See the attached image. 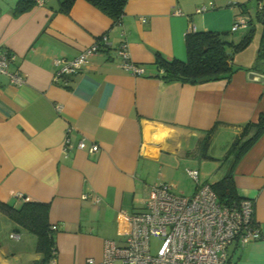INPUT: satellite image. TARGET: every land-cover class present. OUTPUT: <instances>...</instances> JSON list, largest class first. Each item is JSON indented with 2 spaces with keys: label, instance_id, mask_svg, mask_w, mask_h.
<instances>
[{
  "label": "crops",
  "instance_id": "crops-1",
  "mask_svg": "<svg viewBox=\"0 0 264 264\" xmlns=\"http://www.w3.org/2000/svg\"><path fill=\"white\" fill-rule=\"evenodd\" d=\"M16 2L0 0V46L15 53L25 75L22 84L13 85L0 73V200L18 206L22 194L49 203L55 264H89V258L101 264L104 240L126 238L129 214L143 208L153 185L167 183L184 194L175 191L182 171L217 169L243 126L264 113V81L248 77L249 71L264 74L261 43L250 62L234 64L239 68L228 79L167 82L155 64L156 53L184 59L190 25L233 36L234 22L251 16L247 6L224 0H127L114 23L86 0H74L69 13L58 10L59 0L16 13ZM209 2L212 7L196 12ZM102 34L108 36L104 49L67 86L54 83V59L77 56ZM121 42L143 73L122 66ZM66 139L73 148L64 151ZM80 139L98 150L76 147ZM232 169L238 195L253 201L262 237L244 246L233 241L229 264H264V132ZM14 226L0 214V264L35 262L40 258L35 237L21 251L2 238L5 227Z\"/></svg>",
  "mask_w": 264,
  "mask_h": 264
},
{
  "label": "built area",
  "instance_id": "built-area-1",
  "mask_svg": "<svg viewBox=\"0 0 264 264\" xmlns=\"http://www.w3.org/2000/svg\"><path fill=\"white\" fill-rule=\"evenodd\" d=\"M37 5L43 0H36ZM213 3L201 5L196 12L206 11ZM261 9V2L258 3ZM247 16L239 17L231 30L246 26ZM195 30L190 25L188 32ZM108 36L100 35L95 41L83 48L71 59H54L53 82L67 86L69 78L85 68L93 54L104 49ZM122 66L132 74H141L144 69L130 61L124 42L117 48ZM16 55L0 46V73L8 75L9 83L22 84L25 75L15 62ZM76 147L96 152V144L88 145L80 139ZM73 148L68 139L64 142V151ZM187 174L195 181L196 189L191 195L174 192L171 185L158 183L153 185L144 201L142 209L129 214L130 229L122 242L106 239L103 242L101 264H229L228 246L237 241L244 246L260 239L262 232L253 219L254 204L251 199L242 198L238 205L229 206L219 202L211 183L200 182L199 172L187 168ZM22 200L28 197L18 194ZM86 197V196H85ZM99 202L98 196L91 197ZM55 229V226H52ZM160 237L161 241L154 252L151 250V238ZM10 237L19 238L18 233ZM89 264L94 259H87ZM55 264V260L51 261Z\"/></svg>",
  "mask_w": 264,
  "mask_h": 264
},
{
  "label": "trees",
  "instance_id": "trees-1",
  "mask_svg": "<svg viewBox=\"0 0 264 264\" xmlns=\"http://www.w3.org/2000/svg\"><path fill=\"white\" fill-rule=\"evenodd\" d=\"M35 1L17 0L15 12L30 9L35 5ZM86 1L109 16L114 23H119L127 0ZM259 2H261V9H258ZM73 3L74 0H59L58 10L62 13H69ZM256 16L262 24V43L264 41V0H256ZM247 17V30L236 42L227 39L230 36L228 32L193 30L185 36L186 57L184 59H167L156 53L155 64L161 70L160 76L167 82L180 81L191 84L230 78L232 73L239 68L232 63L233 54L243 50L252 37L253 18ZM262 132H264V113L259 114L256 122L246 123L226 150L215 171L217 179L211 183L220 203L235 206L243 198L237 193L232 168ZM207 148L208 135L200 145L203 157L208 156ZM0 214L6 216L15 225L13 230L18 232L20 228H23L35 236V252L40 255V258L30 264H51V261L55 259L56 251L53 239L54 229L49 222V203L22 200L18 206H15L0 200Z\"/></svg>",
  "mask_w": 264,
  "mask_h": 264
},
{
  "label": "rangeland",
  "instance_id": "rangeland-1",
  "mask_svg": "<svg viewBox=\"0 0 264 264\" xmlns=\"http://www.w3.org/2000/svg\"><path fill=\"white\" fill-rule=\"evenodd\" d=\"M224 1H232V2H239L243 3L247 6V8L250 11V15L253 18V32L252 37L248 45L240 51H237L232 56V63L233 65L236 63L246 64L250 62V60L253 59L254 54L257 53V48L261 43V32H262V24L259 21V19L256 16V0H224ZM247 30L245 26H240L236 31H233V36L238 37L241 34H244V32ZM233 36H228V40H232ZM234 39V38H233ZM236 39V38H235ZM246 62V63H245ZM199 170V179L202 183V180H211V178H215V170L216 169H198ZM157 174V173H156ZM157 176L155 175V178ZM180 180V186L178 185L175 191L181 190V192L184 193V195H191L195 189H196V183L195 181L185 172V170L182 171L179 177ZM16 233L17 231H13L11 227H5L3 234L1 235L4 241L11 246V248L15 249L16 251L22 250L27 246H30L32 244L31 240L32 237L35 236L28 232L27 230L20 228L19 229V238H11L9 236L10 232ZM26 233V234H25ZM29 233V234H28ZM161 241L160 237H152L151 238V250L154 252V250L157 249L159 243ZM18 255V254H16ZM24 263V264H30Z\"/></svg>",
  "mask_w": 264,
  "mask_h": 264
},
{
  "label": "water",
  "instance_id": "water-1",
  "mask_svg": "<svg viewBox=\"0 0 264 264\" xmlns=\"http://www.w3.org/2000/svg\"><path fill=\"white\" fill-rule=\"evenodd\" d=\"M261 52H262V55H264V41H262V43H261ZM248 77L251 79L256 78L259 81H264V74H260V73L255 72V71H249Z\"/></svg>",
  "mask_w": 264,
  "mask_h": 264
}]
</instances>
